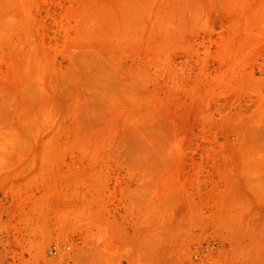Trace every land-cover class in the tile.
<instances>
[{
	"label": "rangeland",
	"instance_id": "obj_1",
	"mask_svg": "<svg viewBox=\"0 0 264 264\" xmlns=\"http://www.w3.org/2000/svg\"><path fill=\"white\" fill-rule=\"evenodd\" d=\"M0 264H264V0H0Z\"/></svg>",
	"mask_w": 264,
	"mask_h": 264
},
{
	"label": "built area",
	"instance_id": "obj_2",
	"mask_svg": "<svg viewBox=\"0 0 264 264\" xmlns=\"http://www.w3.org/2000/svg\"><path fill=\"white\" fill-rule=\"evenodd\" d=\"M60 249H61V248H60L59 246L54 245V246L51 248V250H50V254H51V255H57V254L59 253Z\"/></svg>",
	"mask_w": 264,
	"mask_h": 264
}]
</instances>
